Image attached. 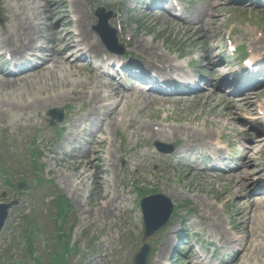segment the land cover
<instances>
[{"label": "rangeland", "instance_id": "374dc122", "mask_svg": "<svg viewBox=\"0 0 264 264\" xmlns=\"http://www.w3.org/2000/svg\"><path fill=\"white\" fill-rule=\"evenodd\" d=\"M49 1L57 2V18L66 17L65 27H61L59 37L64 38L68 33H73L78 40L79 29L76 24L77 16L72 13V0ZM78 1L84 9L89 32L95 41L100 40L93 30L97 24L95 11L102 7L106 12L114 14L110 21L113 29L117 31L119 25L126 27L127 38V33L132 31L133 38L129 46L127 38L121 42L120 38L123 39V36L117 31L118 44L124 48L125 55L132 54L133 57L144 60L145 52L139 48L136 50L135 47L136 40L140 39L161 47L158 48L159 56L155 54L152 57L153 62L162 64L158 59L168 56L173 62L172 65L182 67L186 73L207 76L209 80L212 78V70H216V80L209 91L201 89L202 91L189 94L192 97L201 94L200 100L191 99L189 103L167 104L162 107L156 98L166 96L148 92L146 94H152L155 99L154 103H151L150 96L137 95V92L129 93L137 88L134 87L137 82L132 84L129 77L116 80L107 78V81H104L109 82L111 88L99 94L100 103L93 109L90 99L80 101L76 99V95L63 100L44 99L67 90L93 94L91 85L84 89L66 87L71 81L101 80L95 66L87 62L79 63L84 67L82 69L71 67L68 63L64 66L50 63L42 67L40 65V69L32 71L31 75L23 76L24 79L16 85L0 84V203L19 201V206L9 212L8 223L0 233V242L4 241V246L7 247L6 251L0 252V264H51L54 260L57 264H133L134 255L144 244L151 245L155 250L149 264H164L167 260L174 264H187L186 259L192 260L193 252L198 254L196 248L205 253L199 255L206 263L208 260L212 264H233L236 253L233 250L228 252L220 249L226 246V239L217 224H222L225 232L233 238H247V233L241 227L244 219L240 218L239 214L249 207L252 212L257 209H263L264 212V206H255L260 205L264 189L255 187L251 195L256 197H237L230 180L220 179L221 176H216V172L208 170V167L214 164L209 157L212 152L221 148V158L226 160L222 168L234 170L246 163L242 159L247 153L244 147L246 138L251 136L261 139L260 144L253 149V158L262 171L255 180H259L264 186V86L259 85L262 87L251 93L250 100L253 104L248 109L243 101V98L250 97L245 96L247 92L237 97L235 93H227L234 88L224 87L227 91L219 88V83L224 81L226 76L228 80L230 72L234 70V64L242 57L241 53L244 54L239 50L236 56L229 57L226 53L229 41L238 49L245 46L246 55H260L264 60V0H196L190 4L182 0L184 3L177 9L184 10L183 17H190L198 25L203 20L208 24L207 29L200 28L204 33L191 39V36L186 35L184 22L173 16L175 10L170 14L156 9V4L151 7V0ZM32 2L33 0H0V35L8 36L11 40L18 39V27H14L12 23L14 16H19L21 21L18 19L16 23L24 26L27 18L39 14L38 21L34 20L36 24L44 23L39 29L43 36L39 45L51 43L54 30L52 22H46L48 13H45L44 7L49 6L48 2L39 0L31 5ZM212 2L215 3L214 8ZM192 20L189 22H193ZM35 32L34 30L33 33L36 34ZM208 37L216 48L213 56L211 55L215 63L211 71L210 61L206 60L209 52ZM3 48L7 50L9 47L5 45ZM224 56L229 58V64L219 69L220 65L225 63ZM207 84L208 82L201 83L202 86ZM114 88L123 93V98L119 99L122 103L118 116L124 118V122L120 125H117L112 117L108 119L111 108L102 109V105L113 102L110 101V94ZM107 95L110 97H107L106 101ZM37 99L44 100V104H40ZM30 103L32 105L27 107ZM51 109L64 112L62 124L54 127L50 125L47 113ZM79 112L86 115L78 114ZM75 113L79 115L78 118L91 116V122L74 121L77 118L73 117ZM132 121L134 128L130 127ZM141 125L153 126L157 131L162 127L197 129L202 133V137L196 144L195 156L182 163L176 157L186 144L184 134L187 131H179L180 137L176 141L167 142L166 138L146 137V131H140V137L136 139L135 134ZM68 130L81 133L78 144L70 141ZM98 130L102 133L99 136L103 141L98 147L101 151V180L96 176L91 177L88 187L83 186L78 191L79 195L85 197L79 205L77 194L70 192L64 183L67 181L66 176L73 172V160L76 158L74 155L80 156L79 150L74 147L77 146L82 151L87 150L91 147L93 139L86 136V133H96ZM56 137L60 139L57 140ZM156 142L174 146V153H158L155 149ZM109 151L115 154V167H112L110 161L116 160L110 158ZM58 157L62 158L61 162L56 160ZM228 162L230 164H227ZM229 173L234 175L235 171ZM108 180H111L109 185ZM19 183L25 184L23 190H17ZM4 193L6 196L2 198ZM159 193L167 195L173 201L178 213L171 218L163 231L152 238L144 239V224L139 203L142 198ZM115 194L117 199L114 200ZM57 195H65L73 206L64 232L71 234L69 240L79 252L73 249L72 245L66 244L65 239L60 242L61 250L56 246V230L59 228L57 205L51 203V200ZM234 201L239 204L237 207H232ZM110 204L123 206V210L117 211L114 217L105 218L103 214L107 211L106 206ZM83 212L87 213L84 215L86 221H96L95 225L85 232H82L85 228V220L81 216ZM252 216L254 213H251ZM76 219L82 227H72L71 231V222ZM33 225L39 228V233L32 232ZM182 225L185 226L182 228ZM251 225L256 229L258 220H251ZM181 229L180 237L185 242L190 240L192 246L197 244L193 252L189 251L192 246L184 245V250L179 254H174L172 248L165 258L160 256L167 238H174L171 243L173 247L180 239L178 234ZM125 230L131 232L123 235L118 244L115 236L118 231ZM183 232H186V235ZM96 234L101 236L100 240L91 239ZM86 236L88 238L85 241ZM257 237L252 241L258 246L256 255L259 262L264 264V233H259ZM29 238L33 243L32 248ZM104 240H108L107 247L110 251V256L106 258H102L106 254V248L100 245ZM56 250L58 252L53 260L51 254ZM178 257L180 261H177Z\"/></svg>", "mask_w": 264, "mask_h": 264}, {"label": "bare ground", "instance_id": "6f19581e", "mask_svg": "<svg viewBox=\"0 0 264 264\" xmlns=\"http://www.w3.org/2000/svg\"><path fill=\"white\" fill-rule=\"evenodd\" d=\"M39 0H33V2L31 3V5L38 3ZM42 1H47L48 2V7L44 6L46 9L45 13L46 14V20L48 22H52L54 24V27H63L65 26V19L66 17H62V18H57V14L55 6L57 5V2L54 1L53 3L50 2L49 0H42ZM213 7L215 5L214 2H212ZM65 5V4H64ZM71 6L73 8V14L75 16H77V26L79 28V33H80V38H82L83 41H81V43L87 44L88 47H84L83 45H81L82 49L79 50V53L81 54H87L90 53L92 55H94L96 58H101L103 55V50L102 47L100 45V43H98L97 41H95L92 37V35L89 33L88 30V24L86 22V15L84 14V9H82L81 4L79 3L78 0H72L71 2ZM39 8H41L39 6ZM37 10V9H35ZM44 14V13H43ZM38 16L39 14H35V17H29L26 19V22L23 25H20L18 23H16V21L19 19V16H14L12 23L14 24V27H18V31L17 33H19V31L22 32V35L19 34V38L18 40H13L12 44L17 42L19 43V45L24 48L27 49H33L32 48V44L36 41L37 38H39V34H33V31H36V27L38 26V24H36L34 22L38 21ZM192 17V16H191ZM21 21V20H20ZM185 23V28L184 30L186 31V35L187 36H191L190 39L194 36H197L199 34L204 33V30L208 28V24L205 22V20L199 22L198 24H191V22H189L188 20H183ZM200 25H204V26H200ZM203 27L204 30L200 31V28ZM58 28L54 29V34H53V40H55V42L52 44L50 50H48V58L43 62V65H47V64H65V62L67 61H71V59L69 58H65L63 59V56L66 52H68L69 50H71L73 47L76 46V49L78 47H80L79 43H76L73 37V34L70 33L68 34L64 40L62 41L59 38V33L60 30H58ZM123 28V26H122ZM121 28V33L124 34L123 29ZM129 37H132V33H129L128 35ZM204 36H202L203 38ZM208 41V46H209V52L208 55H206V60L210 61V71L212 69V66L215 65L214 61H212V57L213 54L215 53V47L212 45V40L208 37L207 38ZM25 42H27V44H24ZM80 42V41H79ZM15 46V44L13 45ZM135 47L136 50H138V48L140 49V51L145 52V59L147 61V64L149 66V69L154 70L156 73H166L164 71V69H166V65L171 63V58L167 57H163V59L160 61L162 63V66H158L156 64H152V57L155 56V54H157L158 52V48L161 47H156V45L152 44H148L145 41H141L140 39L136 40L135 43ZM18 48H15L13 50V52H17ZM83 54V55H84ZM85 56V55H84ZM159 60V59H158ZM76 61L82 62V60L77 59ZM172 67V66H171ZM28 67H24L23 69H27ZM76 68H83L82 66L76 65ZM22 69V70H23ZM179 69H182L180 67H172L171 71H180ZM98 71V70H97ZM27 73H22L20 74L21 76L16 77L15 75H11L10 78L7 79V77L5 78L3 75H0V84L2 86H13L18 84L20 81H22L24 78H22V75H26ZM212 80H216V70H212ZM104 80H100V81H81V82H69L68 85L66 86L67 88H86L88 85L92 86V90H93V94L92 93H87V92H80L77 90H67V91H63L61 94L59 95H55L54 97H50L47 100H53V99H58V100H63V99H67L69 98V96L71 95H76V99L83 101L85 99H90L91 100V107L92 109L95 108L96 104L100 103V99H99V94L103 93L105 89H109L111 88L110 84L104 83ZM137 91H130L129 93H134ZM137 94L142 95L143 92L142 91H138ZM251 93L246 94L245 96H250L247 98H243V101L245 103L246 108L248 109L249 107L252 106V102H251ZM119 96H122L121 98ZM201 94L196 95V97H166V98H161V99H157V101H159L161 106H165L167 104H177V103H189L191 99H195V100H200ZM123 98V93L119 92V89H114L113 90V94L111 96L110 101H113L111 103H109L108 105H102V109H106V108H111L110 109V113H109V117L108 119H110L111 117L113 118V120L116 121L117 125H120L124 122V118H119L118 113L120 112L119 106L122 103L119 99ZM151 100L153 99V97H150ZM106 101H107V96L105 97ZM40 104H44V100H40L37 99ZM54 100V102H56ZM240 101V100H239ZM152 102V101H151ZM232 105V107L234 104L230 103ZM32 103L28 104L27 107L31 106ZM116 116H118V119L116 118ZM78 122H81V120L79 119ZM130 127L134 128L133 125V121L130 125ZM235 127V126H234ZM236 129V127H235ZM140 131H146L147 136L146 137H158L161 139H167L168 141H176L180 136H179V131H187L184 134V137H186L185 141L186 144L183 146L182 150L180 152H178L176 154V157L178 158L179 162L182 163L184 160H190L192 158L193 155H195V148L197 147L196 144L199 142V138L202 137V133H200L197 129L195 128H184V127H168V129L165 130H160V131H166L161 133H156L153 126H140L135 134V138L139 139L140 137ZM99 135H102V133L99 131L96 134H93L92 138H93V144L92 147L90 148L91 151H93V153L90 152H84V156L85 159H89V162H82V161H77L76 162V167H75V175H71L68 177V183H69V187L73 189V192L76 194L77 193V188L75 186L74 183L79 182V184L81 186H83L84 184L88 183V181L91 180V176H92V172H90L91 170H100V164L98 163V158L96 157L98 155L97 149L100 146L101 143V139L100 137H98ZM71 136L74 137V134L71 133ZM100 139V140H99ZM261 139H255L251 136H248L246 138V142L244 144V147L246 148V155L244 156L243 160H245L246 163L241 164L236 170L234 175H230L229 171L224 170H217L216 172V176H221L220 179H226V180H230L233 184H232V189L236 191L237 197H239L241 195V197H243L244 199H248V197L250 196H254L256 197V195H251L252 190L255 189V187H257L258 189H264V186L261 184L262 182H259V180H255L256 177H259L262 174V171L260 170V167L255 163V160L253 158L254 155V147L258 146L260 144ZM88 151V150H87ZM80 152V151H79ZM82 153V152H80ZM221 150L217 151V155L221 157ZM79 157V156H78ZM223 175V176H222ZM99 176V174H98ZM237 178L236 180H233ZM74 179V181L72 182V180ZM77 181V182H76ZM252 181V182H250ZM259 193V191H257ZM78 198H80L81 200L83 199L82 196L77 195ZM261 203H259L260 205H255L256 207H262L264 206V196L263 198H261ZM256 202H260V201H256ZM114 202H112L113 204ZM81 203L79 202V205ZM239 204L236 203L234 201V203L232 204V207H237ZM109 208L110 206H107V211L103 214L105 218H110L113 216V213L109 212ZM104 209V208H103ZM117 210V209H116ZM263 209H257L256 211L252 212L251 208H246L244 209V211H242L239 216L240 218L244 219V222L242 223V229L245 230V232L247 233V238L243 237V238H233L232 236H230L229 234H227L222 226V224L218 223L217 224V228L220 229L221 231L224 232V234H222L223 236H225V243L226 246L224 248L228 249V250H235L236 251V256L234 258V262L233 264H261L259 262V258L256 255L257 254V247L255 245V242L252 241V239L254 238H258V234L259 233H264V212H262ZM251 213H254V216L251 217ZM257 213H260L259 215ZM84 214L86 215V213L84 212ZM258 215V216H257ZM253 219H257L258 220V226L256 229H254L251 225V220ZM172 237H168L165 243V246L162 250V255L164 253H166L167 251L170 250L171 248V242H172ZM247 239V241H246ZM108 240H105L104 243L106 244ZM117 241H119V238H117ZM220 242H222L220 240ZM254 248V249H253ZM253 249V250H252ZM190 264H200L199 262H196L195 260H190L189 261Z\"/></svg>", "mask_w": 264, "mask_h": 264}, {"label": "water", "instance_id": "95a60500", "mask_svg": "<svg viewBox=\"0 0 264 264\" xmlns=\"http://www.w3.org/2000/svg\"><path fill=\"white\" fill-rule=\"evenodd\" d=\"M164 203L169 204V201L164 198H158V197H155V198H152V199H149L143 202V208L145 211V218H146V224H147V235H150V233L154 232L158 228V225H156L155 227L151 229L149 225H150L151 220H153L154 217H156V214L160 212L162 207H164ZM2 209H3V214L0 219V229L2 228V223L4 222L6 218V210H7L6 208H2ZM167 212L168 213L166 214V216H164L160 226H162L164 222H166V220L168 219L170 215V209ZM148 252H149V249L147 247L143 248L141 253L135 259L136 264H146Z\"/></svg>", "mask_w": 264, "mask_h": 264}]
</instances>
